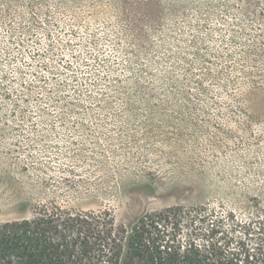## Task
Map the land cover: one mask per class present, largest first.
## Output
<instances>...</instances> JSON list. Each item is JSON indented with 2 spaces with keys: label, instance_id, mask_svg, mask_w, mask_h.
<instances>
[{
  "label": "rangeland",
  "instance_id": "374dc122",
  "mask_svg": "<svg viewBox=\"0 0 264 264\" xmlns=\"http://www.w3.org/2000/svg\"><path fill=\"white\" fill-rule=\"evenodd\" d=\"M199 204L264 215V0H0V222Z\"/></svg>",
  "mask_w": 264,
  "mask_h": 264
},
{
  "label": "trees",
  "instance_id": "16d2710c",
  "mask_svg": "<svg viewBox=\"0 0 264 264\" xmlns=\"http://www.w3.org/2000/svg\"><path fill=\"white\" fill-rule=\"evenodd\" d=\"M0 264H264V215L171 205L122 223L41 205L0 222Z\"/></svg>",
  "mask_w": 264,
  "mask_h": 264
}]
</instances>
